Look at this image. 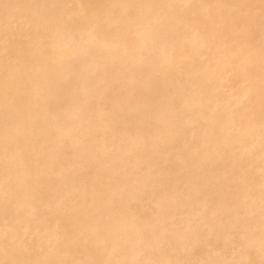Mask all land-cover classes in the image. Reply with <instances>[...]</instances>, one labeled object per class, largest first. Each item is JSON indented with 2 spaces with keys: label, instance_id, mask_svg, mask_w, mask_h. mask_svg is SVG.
<instances>
[{
  "label": "bare ground",
  "instance_id": "bare-ground-1",
  "mask_svg": "<svg viewBox=\"0 0 264 264\" xmlns=\"http://www.w3.org/2000/svg\"><path fill=\"white\" fill-rule=\"evenodd\" d=\"M0 264H264V0H0Z\"/></svg>",
  "mask_w": 264,
  "mask_h": 264
}]
</instances>
